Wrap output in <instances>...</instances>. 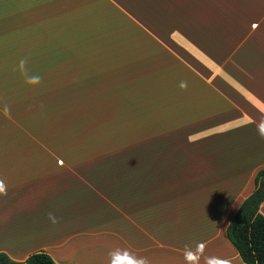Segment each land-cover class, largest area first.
Instances as JSON below:
<instances>
[{"label":"crops","instance_id":"crops-1","mask_svg":"<svg viewBox=\"0 0 264 264\" xmlns=\"http://www.w3.org/2000/svg\"><path fill=\"white\" fill-rule=\"evenodd\" d=\"M262 130L264 0H0L15 262L244 264L225 230Z\"/></svg>","mask_w":264,"mask_h":264},{"label":"trees","instance_id":"trees-1","mask_svg":"<svg viewBox=\"0 0 264 264\" xmlns=\"http://www.w3.org/2000/svg\"><path fill=\"white\" fill-rule=\"evenodd\" d=\"M264 202V170L254 178V190L240 205L226 227L229 243L244 264H264V216L259 207ZM0 264H55L49 255L39 252L24 262H15L0 253Z\"/></svg>","mask_w":264,"mask_h":264},{"label":"clouds","instance_id":"clouds-1","mask_svg":"<svg viewBox=\"0 0 264 264\" xmlns=\"http://www.w3.org/2000/svg\"><path fill=\"white\" fill-rule=\"evenodd\" d=\"M262 131H264V130H262ZM114 264H115V262H114ZM136 264H146V262L143 259H141V260L136 261Z\"/></svg>","mask_w":264,"mask_h":264},{"label":"rangeland","instance_id":"rangeland-1","mask_svg":"<svg viewBox=\"0 0 264 264\" xmlns=\"http://www.w3.org/2000/svg\"><path fill=\"white\" fill-rule=\"evenodd\" d=\"M60 59V58H59Z\"/></svg>","mask_w":264,"mask_h":264}]
</instances>
